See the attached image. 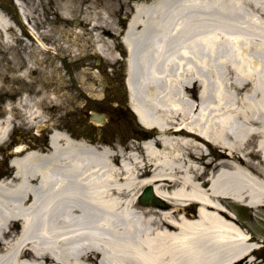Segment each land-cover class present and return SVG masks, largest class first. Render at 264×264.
Instances as JSON below:
<instances>
[{
	"label": "bare ground",
	"instance_id": "bare-ground-1",
	"mask_svg": "<svg viewBox=\"0 0 264 264\" xmlns=\"http://www.w3.org/2000/svg\"><path fill=\"white\" fill-rule=\"evenodd\" d=\"M15 27L0 9V47ZM123 42L153 138L126 151L54 130L44 152L18 147L0 180V264H258L224 207L264 208V0L143 1ZM139 184L163 204L140 203Z\"/></svg>",
	"mask_w": 264,
	"mask_h": 264
},
{
	"label": "rangeland",
	"instance_id": "rangeland-1",
	"mask_svg": "<svg viewBox=\"0 0 264 264\" xmlns=\"http://www.w3.org/2000/svg\"><path fill=\"white\" fill-rule=\"evenodd\" d=\"M19 1L48 50L41 51L22 27L21 35L12 29L11 41L0 47V69L6 76L0 89V120L9 117L8 135L0 143V177L12 170L5 162L12 156L9 143L32 140L33 132H37L38 141L58 130L98 148L119 146L126 151L139 148L142 140L153 136L155 132L141 127L126 105L123 64L113 65L94 53L97 43H110V39L100 38L99 25L113 24L109 17L103 20L98 10L114 9L117 0H72L67 15L62 12L64 0ZM0 9L20 25L13 0H0ZM90 20H97L95 26L91 27ZM28 63L32 70L23 76ZM90 112L106 114L105 125L91 123ZM255 144L256 136L250 140V147L255 149ZM10 176L8 173L6 177ZM143 188L138 185L139 193ZM225 205L236 214L244 230L264 238V208L249 211L229 201ZM253 255L255 262L264 264V247Z\"/></svg>",
	"mask_w": 264,
	"mask_h": 264
},
{
	"label": "flooded vegetation",
	"instance_id": "flooded-vegetation-1",
	"mask_svg": "<svg viewBox=\"0 0 264 264\" xmlns=\"http://www.w3.org/2000/svg\"><path fill=\"white\" fill-rule=\"evenodd\" d=\"M136 0H117L115 2V8L106 11L110 20L114 23L113 28H116L118 32H122L132 14V6ZM104 34L117 35L115 32H110L109 30L102 31Z\"/></svg>",
	"mask_w": 264,
	"mask_h": 264
},
{
	"label": "water",
	"instance_id": "water-1",
	"mask_svg": "<svg viewBox=\"0 0 264 264\" xmlns=\"http://www.w3.org/2000/svg\"><path fill=\"white\" fill-rule=\"evenodd\" d=\"M90 118L93 121H96V122H99V123H104V116L101 115V114L93 113V114H91ZM140 200H141L142 203L152 202V203L156 204L155 200L152 198L151 188L150 187H147L144 190V193L141 196Z\"/></svg>",
	"mask_w": 264,
	"mask_h": 264
}]
</instances>
